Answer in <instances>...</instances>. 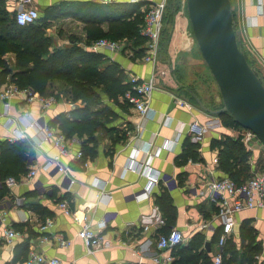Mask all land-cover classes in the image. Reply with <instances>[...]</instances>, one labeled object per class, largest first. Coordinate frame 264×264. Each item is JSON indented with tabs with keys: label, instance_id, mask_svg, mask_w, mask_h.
I'll use <instances>...</instances> for the list:
<instances>
[{
	"label": "crops",
	"instance_id": "obj_1",
	"mask_svg": "<svg viewBox=\"0 0 264 264\" xmlns=\"http://www.w3.org/2000/svg\"><path fill=\"white\" fill-rule=\"evenodd\" d=\"M20 1L5 0L7 9L15 11ZM140 1L143 0H32V4L44 8L61 3L70 7L62 10V13H66L62 15L64 23L56 26L55 21L49 19L46 35L52 41L50 52L56 47L77 43L87 51L100 54L108 64L118 63L128 74L135 73L147 79L151 73H155L157 83L150 100L149 114L145 117H141L132 106L127 111L119 107L121 113L113 126L119 129V133L128 131L126 139L116 141V136L106 131L101 134L100 142L92 145L94 153L78 156L81 144L78 138L73 137L68 155L62 157L63 165L72 169L68 174L54 164L44 168L59 149L51 141L37 143L42 137L40 128L44 123L60 131L51 125L52 122L61 114L70 116L77 107H84L80 101L73 102L68 98V86L57 80L47 85V93L59 95L57 102L47 109L37 103L26 104L18 97L9 101L0 98V141H25L32 151L28 153L27 174L18 180L10 182L7 178L0 182V264H21L31 252L58 257L68 264H159L154 262V257L173 256V249L163 251L157 248V239L161 234L179 229L188 242L194 233L200 232L197 227L202 222L207 221L211 226V229L203 231L208 239L217 227H221V220L217 217L221 207L204 185L212 177H229L218 166L219 153L211 145L213 139L240 138L250 152L249 172L253 175L260 170L264 162V147L249 149L242 140L243 128L225 126L218 115L201 109L191 93L195 92L211 109L222 107L219 90L214 88L217 84L203 59L192 29L190 31L183 25L184 38L176 46L185 50L186 54L190 53L185 57L191 58L189 62L175 60L172 54L164 59L160 46L161 56L158 53L155 61H134L122 52L90 49L91 42H88L84 28L86 24L82 20L87 10H75L78 6ZM146 1L152 4L158 0ZM231 2L240 44L264 83V0ZM56 12V15H60V9ZM95 13V18H99L101 26L107 29V8L103 6ZM169 45H172L171 41ZM2 59L7 64L0 65V91L14 83L12 75L21 69L14 51L6 52ZM166 63L175 65L176 70L170 72V69H161ZM194 66L201 68V73L213 86L215 93L212 92L209 98L199 87L198 72L193 70ZM177 99L188 106L179 105ZM8 117L21 118L9 127ZM194 120L206 127L202 139L194 140L188 133V123ZM27 121H35L34 126L26 128L24 122ZM140 123L141 128L137 127ZM15 127L24 131L22 137H14L12 130ZM186 138L198 143L197 158L183 157ZM32 168H38L34 177L29 176ZM156 178L157 184L153 181ZM163 191H168L175 208L173 224L166 222L157 203ZM144 192H147V197L135 198ZM63 202L69 205L70 214L61 207ZM235 218L231 234L240 240L242 225L256 229L257 239L262 246L260 261L263 262L264 208L238 211ZM47 219H51L52 225L42 230L41 226ZM84 223H91L93 230L103 237L101 248L94 253H88L78 234ZM7 229L18 233L11 241L5 237ZM62 238L69 240V245H61ZM216 242H212V245L210 242L213 253Z\"/></svg>",
	"mask_w": 264,
	"mask_h": 264
},
{
	"label": "trees",
	"instance_id": "obj_2",
	"mask_svg": "<svg viewBox=\"0 0 264 264\" xmlns=\"http://www.w3.org/2000/svg\"><path fill=\"white\" fill-rule=\"evenodd\" d=\"M64 4L45 7L35 23L22 26L16 22L15 11L10 12L5 0H0V65L7 64L2 56L6 52L14 51L17 54V65L21 69L12 75V81L18 86H29L42 95H50L54 94L46 91L50 82L52 84L57 80L62 85H67L68 98L73 102L80 101L84 107H77L70 116L59 115L51 125L57 127L67 139L78 138L82 155L90 154L94 153L92 145L97 144L99 133L107 131L109 135L116 136V141L126 139L128 131L119 133L118 128L107 123L106 113L112 115L113 112L108 109L104 100L109 99L123 111H127L131 104L126 99V93L131 90V83L128 73L118 63L108 64L100 54L87 51L77 43L56 47L50 52L52 41L46 35L50 22L47 14L56 15L59 9L60 15L66 14L62 10L70 7H65ZM103 6L107 8V29L101 26L102 21L99 18H95V12ZM139 6L130 2H113L108 5L87 3L75 10H87L82 20L86 24L84 28L89 43L100 38L125 42L131 39L134 56L143 57L147 38L141 34V29L148 8L142 10ZM255 71L257 72L256 69ZM55 95L59 97L58 94ZM218 116L227 127L243 128L228 113H219ZM211 145L218 150L219 168L237 184L252 176L248 164L250 152L240 138L213 139ZM183 146L184 158H197V142L186 138ZM28 153L32 151L25 141H0V182L7 178L18 180L27 174L30 161ZM157 203L166 222L173 224L175 208L168 191L161 193ZM220 233L221 227L215 229L210 239L203 232L194 233L186 244L173 249L171 264H214L213 251H207L205 243L210 241L212 245ZM239 237L240 240H237L231 234L226 241L223 248L224 264H264L256 257L262 252L256 229L250 225H242Z\"/></svg>",
	"mask_w": 264,
	"mask_h": 264
},
{
	"label": "built area",
	"instance_id": "obj_3",
	"mask_svg": "<svg viewBox=\"0 0 264 264\" xmlns=\"http://www.w3.org/2000/svg\"><path fill=\"white\" fill-rule=\"evenodd\" d=\"M135 1V0H134ZM168 0H158L152 3L147 9L145 14L144 25L141 29V34L147 38L145 61H155L159 53L160 40L163 33L164 25V14ZM20 6L15 11V19L19 25H28L35 23L40 18V10L38 7L32 5V0H21ZM125 48L124 40H110L107 38H100L90 44V49H107L111 52H121ZM129 82L131 83V90L126 93V99L135 108L141 117H145L149 114L150 100L152 97L153 90L156 88L157 76L155 73H151L147 79L141 78L135 73L128 74ZM13 97H18L24 100L26 104L37 103L43 109L51 107L57 102V96L55 94L42 95L36 92L32 87H20L15 83H11L5 86L0 91V98L9 101ZM179 105H186L183 101L176 100ZM8 104V103H7ZM21 117H8V126H12ZM35 121L24 122V126L33 127ZM141 123L137 127L141 128ZM42 137L37 140L38 144H42L46 141H51L59 151L53 158H50L45 164L44 168L52 166L53 164L57 168L68 174L71 172V168L63 165L62 157L69 153V143L73 141V138L67 139L62 132L55 131L49 125H42ZM206 131V127L197 120L188 123V133L194 140L202 139ZM242 140L249 149L255 146L264 147L263 144L259 143L256 134L248 128L243 127ZM14 137H22L24 131L20 128L15 127L12 130ZM77 155L81 156L82 151L78 150ZM38 172V168H32L29 172L30 177H34ZM13 178H9L8 181H12ZM157 184L158 179H153ZM205 187L208 188L209 192L215 197L221 207L218 218L221 220V233L216 242V250L213 253L212 260L214 264H224L223 248L230 237L236 218L235 213L244 209L251 208H264V162L262 163L260 170L255 172L248 180L237 184L230 177H212L204 182ZM144 196L142 197L141 195ZM147 192L136 195L135 198L142 199L147 197ZM61 207L65 213L70 214L71 209L67 202L61 203ZM52 225L51 219H47L41 226L42 230L47 229ZM105 223L102 222V226ZM211 229L207 221L202 222L198 225L197 229L200 232ZM18 233L13 229H7L5 231V237L8 241L17 235ZM79 236L82 238L88 253H94L99 250L103 244L102 235L96 233L91 227V223H84L83 227L79 231ZM187 237L179 229H173L172 231L161 234L157 239V248L163 251H172L177 246L186 244ZM60 244L63 246L69 245V240L61 239ZM257 259L261 256L257 255ZM173 256H157L154 257V262L159 264H171ZM264 262V260H263ZM21 264H68L58 257H50L45 253L31 252L30 255L21 262Z\"/></svg>",
	"mask_w": 264,
	"mask_h": 264
},
{
	"label": "water",
	"instance_id": "obj_4",
	"mask_svg": "<svg viewBox=\"0 0 264 264\" xmlns=\"http://www.w3.org/2000/svg\"><path fill=\"white\" fill-rule=\"evenodd\" d=\"M187 13L203 59L217 84L222 107H207L191 92L201 109L228 113L253 131L264 145V83L250 64L236 31L231 0H186ZM211 251L210 242L205 243Z\"/></svg>",
	"mask_w": 264,
	"mask_h": 264
},
{
	"label": "rangeland",
	"instance_id": "obj_5",
	"mask_svg": "<svg viewBox=\"0 0 264 264\" xmlns=\"http://www.w3.org/2000/svg\"><path fill=\"white\" fill-rule=\"evenodd\" d=\"M137 4H138V6L140 5L139 7L142 10H146L147 8H149L152 5L151 1H146V0L137 2ZM32 5L38 7L41 12L44 9V7H42L36 3H33ZM43 14L45 15V12H43ZM51 14L52 13L47 14V17H48V19H53L55 21L54 24L56 26H58V24L64 23L62 15H55V13L52 15ZM163 22H164V25H163L164 29H163L162 38L160 41V52L164 53V57L169 56L168 54H170V55L172 54L173 55L172 58L175 60L184 59L185 61H188V62L191 61V58H189V57L187 59L185 58L186 55H190L189 51H187V53H189V54H186V52H184L185 50H181V47H178V48L176 47L177 45L181 44V40L184 38V36H183V30L185 29L184 26H186V28L188 27V30L190 28V31L192 29L191 24L189 22L188 13H187L186 0H168ZM169 41H171L173 46L169 45ZM132 45H133V43H132L131 39L129 40V42L126 41L125 42V48L121 52L124 53L125 55L127 54L134 61H137L138 59L144 61L145 53H144L143 57L142 56H134L135 53H134V50L132 49ZM167 51H168V53H167ZM177 53H179V54L175 55ZM182 53H184V54H182ZM159 54H160L159 56H161V53H159ZM166 57L164 59H166ZM159 58L161 59V57H159ZM174 68H176L175 65L172 66L170 63H166V64L162 65L161 69L166 70V71L170 69L171 70L170 72H174L176 70ZM161 69H159V70H161ZM193 70L195 72H198L200 89L203 91V93H205V97L209 98V96H212V92H213L212 84L211 83L209 84V82H208L209 79L205 78L203 73H201V68L194 66ZM214 88L216 89V91H218L217 86H214ZM214 93L215 92H213V94ZM104 103L107 104L108 109L113 112L112 115H109L110 113H108V112L106 113L107 114V119H106L107 123L109 124V126L114 125L115 122L118 121V118H119L118 115L121 113L120 112L121 109L114 102L112 103V102L108 101L107 99L104 100ZM101 134L102 133H99L100 137L98 136L97 143H99L101 140V137H102ZM256 147H258V144Z\"/></svg>",
	"mask_w": 264,
	"mask_h": 264
}]
</instances>
